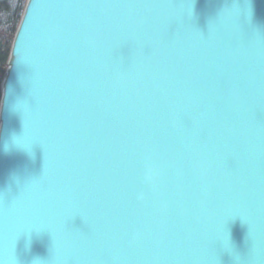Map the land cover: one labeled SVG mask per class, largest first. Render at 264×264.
Wrapping results in <instances>:
<instances>
[{"label":"water","instance_id":"95a60500","mask_svg":"<svg viewBox=\"0 0 264 264\" xmlns=\"http://www.w3.org/2000/svg\"><path fill=\"white\" fill-rule=\"evenodd\" d=\"M0 92V264H264V0H26Z\"/></svg>","mask_w":264,"mask_h":264},{"label":"trees","instance_id":"16d2710c","mask_svg":"<svg viewBox=\"0 0 264 264\" xmlns=\"http://www.w3.org/2000/svg\"><path fill=\"white\" fill-rule=\"evenodd\" d=\"M25 1L0 0V85L7 68L11 43L22 15Z\"/></svg>","mask_w":264,"mask_h":264},{"label":"clouds","instance_id":"9594fccd","mask_svg":"<svg viewBox=\"0 0 264 264\" xmlns=\"http://www.w3.org/2000/svg\"><path fill=\"white\" fill-rule=\"evenodd\" d=\"M12 143L16 145V143H15V141H14L13 138H12ZM3 148H4V150H8V148H9V144H8V143H5V144L3 145ZM36 264H39V261H37Z\"/></svg>","mask_w":264,"mask_h":264}]
</instances>
